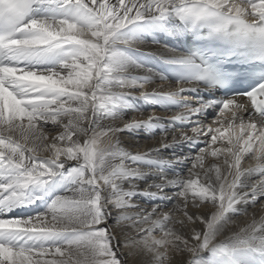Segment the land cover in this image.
<instances>
[{
    "label": "snow or ice",
    "instance_id": "1",
    "mask_svg": "<svg viewBox=\"0 0 264 264\" xmlns=\"http://www.w3.org/2000/svg\"><path fill=\"white\" fill-rule=\"evenodd\" d=\"M257 206L264 0H0V264H264Z\"/></svg>",
    "mask_w": 264,
    "mask_h": 264
},
{
    "label": "bare ground",
    "instance_id": "2",
    "mask_svg": "<svg viewBox=\"0 0 264 264\" xmlns=\"http://www.w3.org/2000/svg\"><path fill=\"white\" fill-rule=\"evenodd\" d=\"M158 47H159V45H154V44L151 43V41H149V43L144 46V49L143 50L144 51H156V49ZM161 83L162 82L159 79H157L156 80V84L154 86L160 85ZM146 114L147 113H145V115ZM158 114L163 115V113L160 112V111H158ZM132 115H133L132 113H129L127 118H131ZM135 115L139 116V113H136ZM210 119H211V115L209 116V121H210ZM207 122L208 121H206V123ZM158 135H159V133H158ZM151 143H152L151 138L145 139V136L144 135H141V138H140L141 149L140 150H146V147H145L146 144H149L150 145ZM165 155H167V153ZM253 163H254V161H252V159L250 157L249 158H246L245 161L242 162L243 167H248L250 164H253ZM257 179H259L258 176H253V177L250 178L249 182H252V181L257 180ZM252 211H256L258 215L259 214H264V212H260L259 206H257L256 209H252V208L249 209V212H252ZM233 219H236V218L234 217ZM240 219L243 220L244 217H240Z\"/></svg>",
    "mask_w": 264,
    "mask_h": 264
}]
</instances>
